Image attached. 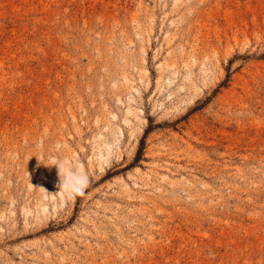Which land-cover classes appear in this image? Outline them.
<instances>
[{"label":"rangeland","instance_id":"1","mask_svg":"<svg viewBox=\"0 0 264 264\" xmlns=\"http://www.w3.org/2000/svg\"><path fill=\"white\" fill-rule=\"evenodd\" d=\"M0 264H264V0H0Z\"/></svg>","mask_w":264,"mask_h":264},{"label":"clouds","instance_id":"2","mask_svg":"<svg viewBox=\"0 0 264 264\" xmlns=\"http://www.w3.org/2000/svg\"><path fill=\"white\" fill-rule=\"evenodd\" d=\"M45 190V189H44ZM46 191V190H45Z\"/></svg>","mask_w":264,"mask_h":264}]
</instances>
